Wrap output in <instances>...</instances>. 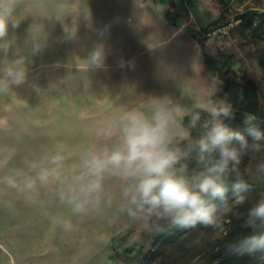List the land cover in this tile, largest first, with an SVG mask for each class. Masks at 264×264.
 Listing matches in <instances>:
<instances>
[{"label":"rangeland","instance_id":"1","mask_svg":"<svg viewBox=\"0 0 264 264\" xmlns=\"http://www.w3.org/2000/svg\"><path fill=\"white\" fill-rule=\"evenodd\" d=\"M169 2L166 21L179 33L173 43L184 46L185 72L179 82L172 74L176 49L141 53L127 70L119 60L116 66L89 67L87 57L97 46L96 5L15 0L8 29L13 43L7 56L0 52V64L18 53L30 71L25 83L0 92V264H130L125 256L139 263L160 244L171 218L149 213L147 206L124 195L138 175L110 164L97 172L93 158L104 161L113 151H124L129 117L151 120L163 107L171 114L168 147L185 154L172 171L194 185L204 170L190 168L186 160L203 129L197 124L198 137H191L185 117L197 105H229L219 97L228 79L253 81L261 96L264 49L230 34L232 24H224L248 7L264 8V0ZM157 4L163 13L166 2ZM182 53L181 47L179 70ZM261 153L242 157L240 177L264 181V172L257 170L264 163ZM94 181L101 187L89 191ZM257 193L235 202L230 218L216 216L219 227H198L183 242L166 247L160 264H219L229 237L264 225L247 224L248 209L264 198L262 186Z\"/></svg>","mask_w":264,"mask_h":264},{"label":"clouds","instance_id":"2","mask_svg":"<svg viewBox=\"0 0 264 264\" xmlns=\"http://www.w3.org/2000/svg\"><path fill=\"white\" fill-rule=\"evenodd\" d=\"M15 0H0V52L5 56L12 46L8 39L10 17L14 10ZM13 28L16 24L11 23ZM105 53L102 45L96 46L88 55L89 67H104ZM29 66L25 57L15 53V58L0 64V92H7L13 86L25 83ZM208 113L201 125L203 132L195 140L198 150L197 160L205 163V170L196 178L193 185L183 176H177L173 166L182 158L179 150L168 147V135L171 114L165 108H158L151 120L140 115H132L123 130L124 151H113L104 161L93 158L92 165L99 172L107 164L119 168L124 166L126 175L137 176L136 183L124 189V195L130 197L133 204L147 206L149 213H155L161 218H171V223L180 228L219 227L216 209L209 205L207 197L223 198L226 192L225 179L229 173H237L242 157L249 149L259 151L264 141V133L254 132L253 142H249L239 133L231 130L222 118L231 115V106L227 103L197 105ZM201 120L200 111L191 116V125L195 127ZM238 141L234 144L233 141ZM257 170L264 172V163ZM101 185L94 181L88 186L89 191H98ZM237 193V203L244 202L240 193L250 190V185L242 178H237L232 185ZM247 224L254 225L256 221L264 223V198L258 200L247 211ZM249 252H259L257 258L264 264V235L251 236L245 241Z\"/></svg>","mask_w":264,"mask_h":264},{"label":"trees","instance_id":"3","mask_svg":"<svg viewBox=\"0 0 264 264\" xmlns=\"http://www.w3.org/2000/svg\"><path fill=\"white\" fill-rule=\"evenodd\" d=\"M218 3L223 0H216ZM223 16V15H222ZM230 34H240L244 38L251 39L254 44L261 46L264 49V8L258 9L257 7H248L243 12H238L231 21H227L224 26H229ZM208 28H206L207 30ZM204 62L206 66L211 70L210 57L203 51ZM259 62L264 66V55H261ZM220 76H222L220 74ZM257 86L251 81L247 80L244 84H238L233 80H225L222 92L219 94L220 98H225L231 106V115L228 118H224V123L234 132L239 133L243 136L249 144L253 142V133L261 132L264 133V85L261 92V96L257 95ZM226 94H228L226 96ZM226 96V97H225ZM200 111L201 120L197 122L200 126L203 121L208 117V113L202 111L200 108L194 112ZM191 116L185 117L184 122L190 125L191 137L196 138L198 134L196 132V126L191 125ZM234 144H238V141H233ZM262 147L259 151L248 150V154L254 156L255 153L264 152V141H260ZM198 150L196 147L192 149L190 158L186 160L190 168L197 170H205L207 164L211 162V158L205 163H199L197 160ZM246 155V156H247ZM239 178L244 179L250 185V190L247 192L240 193L244 198L249 199L250 197L258 194V187L262 186L264 190V181H251L245 177ZM238 176H227L225 179L226 192L223 198H211L207 197L209 205L216 209V216L223 215L224 218H230L233 204L237 201V193L234 191L232 185L236 182ZM262 184V185H261ZM203 225H196L195 227L180 228L173 224L163 229L160 234V244L152 250H149L144 255L142 261L135 263V256H125L124 260L130 262V264H160L164 259L165 248L169 245H175L185 240L188 235ZM264 235V225L247 232L245 235H237L229 237L224 248L221 251L219 264H256L259 252H249L247 250L248 245L245 243L251 236Z\"/></svg>","mask_w":264,"mask_h":264},{"label":"crops","instance_id":"4","mask_svg":"<svg viewBox=\"0 0 264 264\" xmlns=\"http://www.w3.org/2000/svg\"><path fill=\"white\" fill-rule=\"evenodd\" d=\"M158 1L167 4L163 13L158 12ZM79 2L96 5V44L102 45L106 53L104 66H116L119 60L121 67L127 70L129 61L140 57L141 53L168 52L170 49H176V67L172 68V74H176L178 82L179 74L184 77V46H180L179 42L173 43L179 37V33L166 21V15L170 10L169 0H79ZM181 47L183 64L180 71ZM119 53L126 54V58H118ZM202 69L208 74L204 63ZM131 73L128 71V74Z\"/></svg>","mask_w":264,"mask_h":264}]
</instances>
